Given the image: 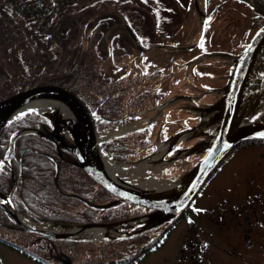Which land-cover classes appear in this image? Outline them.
I'll use <instances>...</instances> for the list:
<instances>
[{
	"label": "rangeland",
	"instance_id": "rangeland-1",
	"mask_svg": "<svg viewBox=\"0 0 264 264\" xmlns=\"http://www.w3.org/2000/svg\"><path fill=\"white\" fill-rule=\"evenodd\" d=\"M161 1L172 9L170 20L165 21L162 30L155 26L154 15L145 5L131 3L125 7L131 13L134 26L144 34L149 44L147 50H141L117 12L105 7L97 14V17L112 15V27L97 49L105 75L113 79L126 76L122 90L128 93L140 94L142 89L148 88L159 95V102L154 106H145L138 111L131 109L129 114L122 116L127 117L126 120L97 130V137L112 143L115 148L112 151L100 150V153L110 163L125 170L123 174H115V182L139 193L149 191V187L142 184L144 181H173L192 172L215 133L219 119L213 118L216 109L212 106L223 94L234 57L264 22L242 0ZM256 1L264 7V0ZM204 14L207 20L204 35L200 45L195 47L192 45L200 40L197 37ZM21 33L24 39L29 35L22 27ZM31 39L29 37L25 41ZM111 41L122 46L115 64L108 56ZM33 49L37 59V50ZM152 69H159L161 73L153 79L144 77L148 72L152 73ZM129 85H134L135 89H126ZM260 85L264 88V82ZM165 100L168 105L154 109ZM42 113L55 124L62 142L74 143L70 123L56 116L51 107ZM132 113L140 116L133 118L135 114ZM203 118H209V123L199 126L197 132L184 134L173 147L169 143L155 163L137 171L136 163L150 160L158 144L168 139L166 136L172 137L183 128L200 123ZM261 119H264V96L256 95L246 110L244 122ZM125 124H133V127L123 133L126 137L122 138L116 130ZM206 183L200 196L190 205L186 217L169 230L163 245L137 264H264V142L244 144L238 148ZM115 205H122L128 211L132 209V205L118 201L113 202ZM145 213V210H140L141 215ZM35 224L43 228L55 226L39 221ZM161 229L136 235L116 245L107 254L111 259L128 257L155 238ZM0 234L12 237L11 232L1 231ZM119 237H122L121 233L110 232L101 237L87 235L75 238L101 242ZM185 256L187 261L183 260ZM0 264L37 263L0 244Z\"/></svg>",
	"mask_w": 264,
	"mask_h": 264
},
{
	"label": "trees",
	"instance_id": "trees-1",
	"mask_svg": "<svg viewBox=\"0 0 264 264\" xmlns=\"http://www.w3.org/2000/svg\"><path fill=\"white\" fill-rule=\"evenodd\" d=\"M130 4V0H0V99L32 86H62L75 93L89 112H97L100 118L95 122V129L99 130L111 125L112 119L129 114L131 109L138 111L154 106L159 102L157 93L147 88L140 94L128 93L122 90L126 76L110 78L100 66L97 49L112 26V15L97 17V14L110 7L123 15L133 28L131 13L125 9ZM21 27L29 34L26 39L22 37ZM29 37L32 39L25 41ZM109 46V57L115 64L122 46L114 41ZM33 47L37 50V59ZM43 58L45 62L41 61ZM159 73L154 70L148 77L153 79ZM132 86L126 89L131 90ZM25 127L53 131L47 117L24 113L0 131V158L11 134ZM261 142L264 139L241 141L219 167L244 144ZM112 145L104 143L101 149L112 151L115 149ZM10 151L13 157L9 164H2L0 171V191L10 190L14 208L29 220L43 218L61 224H98L128 219L143 211L137 206L133 210V205L130 211L122 205L97 207L117 199L73 164V156L68 151L60 149L59 155L56 143L43 134L17 136ZM187 210L163 225L154 239L124 258L111 259L107 252L130 238L101 242L46 238L19 229L2 210L0 232H11L12 237L0 234V244L37 264H137L163 245L169 230Z\"/></svg>",
	"mask_w": 264,
	"mask_h": 264
},
{
	"label": "water",
	"instance_id": "water-1",
	"mask_svg": "<svg viewBox=\"0 0 264 264\" xmlns=\"http://www.w3.org/2000/svg\"><path fill=\"white\" fill-rule=\"evenodd\" d=\"M251 10L258 16L264 18V10H262L254 0H245ZM264 51V23L254 32L248 40L243 50L234 57L233 68L227 84L224 87V93L221 99L213 108L216 109V117L219 122L215 130V134L211 136L204 156L194 167L189 179L181 190L165 195H148L124 188L109 177H107L98 167L95 159V153L98 150V141L94 129V121L92 115L87 110L84 103L71 91L57 85L45 84L30 87L17 92L7 98L0 100V130L8 121L4 122L7 115L13 108L24 100L38 96H56L70 103L80 116L82 136L79 138V131L73 121H68L72 128V137L74 145L68 146L64 144L58 133H51L47 130L42 132L50 139L67 149L74 156L76 161L74 164L80 167L86 175L103 189L120 200L130 202L141 206L152 212L140 218H154L150 222L140 226L139 228L123 233V236L129 237L160 226L169 220L178 216L189 202L197 195L209 176L212 174L216 166L224 159V157L242 140L248 138H264L261 132L264 131V119L249 124L236 127L237 118L243 107V97L247 90L249 77L258 60L261 52ZM264 80L262 74L259 83ZM258 96H264V89ZM199 127L193 126L189 129L182 130L180 134ZM212 153L209 156V153ZM195 186V187H194ZM0 197L7 196L0 192ZM11 204V203H10ZM0 209L5 210L3 205ZM111 224H100L96 226H110ZM91 225V224H90ZM89 226V225H81ZM21 227L33 234L45 236L48 238H61L63 236H54L48 231L30 228L24 225Z\"/></svg>",
	"mask_w": 264,
	"mask_h": 264
},
{
	"label": "bare ground",
	"instance_id": "bare-ground-1",
	"mask_svg": "<svg viewBox=\"0 0 264 264\" xmlns=\"http://www.w3.org/2000/svg\"><path fill=\"white\" fill-rule=\"evenodd\" d=\"M264 73V51L261 52V54L258 57V60L251 72V75L249 77V82L247 86V90L245 91V97H243V107L239 114V117L237 118L236 127L242 126L245 124L244 122V115L246 113V110L250 104V102L254 99L256 95H259L262 88L259 86V80ZM48 107H51L56 114V116L63 118L65 120H70L75 123L79 130V138L81 139V121L80 116L75 110V108L65 101L64 99L56 96H38L29 98L27 100H24L20 104H18L15 108H13L7 115H5L4 122L8 121L11 118H14L15 116L19 115L20 113L26 111V110H35L37 112H43ZM209 119V118H208ZM208 119H202V122L200 123V126H204L207 124ZM133 127V124H125L121 126L118 130H116L119 133L131 130ZM82 133V132H81ZM264 134V131L261 132ZM111 134V133H110ZM175 137H171L170 139L161 142L157 146V151L154 153L150 160H142L136 163L137 165V171L142 170L146 166L150 165L151 163H155L161 157L160 152L163 151L166 145H168L174 141ZM165 151V149H164ZM159 153V154H158ZM95 159L97 163V167L112 181L115 182V174H123L125 170L120 168L119 165L110 163L108 158L103 156L100 152L95 153ZM190 174H186L184 176H181L177 180L173 181H165V180H147L142 182L143 185L149 187V191L146 192L151 195H165L170 194L173 192H178L183 188V186L186 184L187 180L189 179ZM0 205H3L7 212L15 218L16 221H18L20 224L24 225H31L28 221H26L23 217H21L18 213L16 214L14 210L12 209L11 205L9 204L8 200L6 198L0 197ZM154 218V215H151L150 217L146 218H139L134 219L131 221H128L126 223H121L119 225H110V226H82V227H69V228H62V227H53V228H45L47 229L51 234L54 236H65V237H83L87 235H92L94 237H101L102 235L106 234L107 232H116L120 233L123 230H128L129 228H136L140 227L147 222H150L151 219ZM38 228H43L41 226H37ZM63 229V230H60Z\"/></svg>",
	"mask_w": 264,
	"mask_h": 264
},
{
	"label": "snow or ice",
	"instance_id": "snow-or-ice-1",
	"mask_svg": "<svg viewBox=\"0 0 264 264\" xmlns=\"http://www.w3.org/2000/svg\"><path fill=\"white\" fill-rule=\"evenodd\" d=\"M262 135H264V134H262ZM212 155V153L210 152L209 153V156H211ZM2 164H3V162L2 161H0V171H2L3 169H2ZM195 187V186H194ZM197 211H199V210H197ZM191 222V221H190ZM205 247H206V245H205Z\"/></svg>",
	"mask_w": 264,
	"mask_h": 264
},
{
	"label": "flooded vegetation",
	"instance_id": "flooded-vegetation-1",
	"mask_svg": "<svg viewBox=\"0 0 264 264\" xmlns=\"http://www.w3.org/2000/svg\"><path fill=\"white\" fill-rule=\"evenodd\" d=\"M174 1L177 2L178 0H174ZM192 2H193V0H192ZM199 12L201 13L200 10H199ZM192 250H193V247H192ZM190 256H192V255H190ZM183 260H184V261H187V256H185Z\"/></svg>",
	"mask_w": 264,
	"mask_h": 264
}]
</instances>
